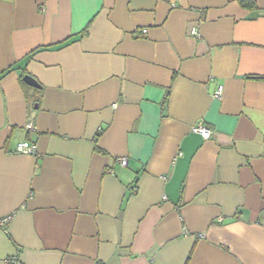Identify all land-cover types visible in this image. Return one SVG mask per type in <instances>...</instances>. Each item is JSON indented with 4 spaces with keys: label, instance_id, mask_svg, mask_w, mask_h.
Instances as JSON below:
<instances>
[{
    "label": "crops",
    "instance_id": "obj_1",
    "mask_svg": "<svg viewBox=\"0 0 264 264\" xmlns=\"http://www.w3.org/2000/svg\"><path fill=\"white\" fill-rule=\"evenodd\" d=\"M253 1L0 0V264H264Z\"/></svg>",
    "mask_w": 264,
    "mask_h": 264
},
{
    "label": "built area",
    "instance_id": "obj_2",
    "mask_svg": "<svg viewBox=\"0 0 264 264\" xmlns=\"http://www.w3.org/2000/svg\"><path fill=\"white\" fill-rule=\"evenodd\" d=\"M190 36L194 38H199L198 29L195 27L191 30ZM223 96V88L219 87L216 93L213 95V98L217 101L221 100ZM26 130L33 131L34 127L31 123L26 125ZM192 132L195 134L200 135L204 140H210L213 137V129L203 125V124H196L191 128ZM16 153L20 155L26 156H37V148L36 145L29 143V142H21L18 143L16 146ZM121 167L128 166V159L127 158H119L117 160ZM12 221V216H7L0 219V232L5 231L9 224ZM3 264H19V261L16 258H8L6 259Z\"/></svg>",
    "mask_w": 264,
    "mask_h": 264
},
{
    "label": "trees",
    "instance_id": "obj_3",
    "mask_svg": "<svg viewBox=\"0 0 264 264\" xmlns=\"http://www.w3.org/2000/svg\"><path fill=\"white\" fill-rule=\"evenodd\" d=\"M240 3L241 5H243L244 7L246 8H249V9H255L256 8V5L254 3L253 0H240ZM250 79H254V80H264V78H259V77H252Z\"/></svg>",
    "mask_w": 264,
    "mask_h": 264
},
{
    "label": "water",
    "instance_id": "obj_4",
    "mask_svg": "<svg viewBox=\"0 0 264 264\" xmlns=\"http://www.w3.org/2000/svg\"><path fill=\"white\" fill-rule=\"evenodd\" d=\"M23 81L31 87L40 88L39 84L35 81V79L28 75L23 78Z\"/></svg>",
    "mask_w": 264,
    "mask_h": 264
}]
</instances>
